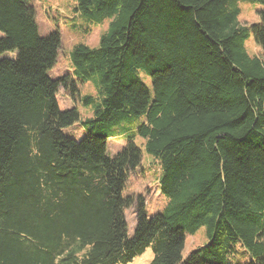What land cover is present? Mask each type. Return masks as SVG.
<instances>
[{
	"label": "trees",
	"instance_id": "1",
	"mask_svg": "<svg viewBox=\"0 0 264 264\" xmlns=\"http://www.w3.org/2000/svg\"><path fill=\"white\" fill-rule=\"evenodd\" d=\"M75 11L108 30L52 79L60 33H39L33 0H0V264H128L148 248L149 264H234L242 250L264 264V56L244 47L252 36L264 51V10L250 25L237 0H77ZM88 82L96 94H79ZM60 88L92 108L81 141L63 132L81 114L60 108ZM140 115L168 202L149 218L139 198L129 235L123 190L142 149L130 137L111 158L107 134ZM203 226L208 242L184 259Z\"/></svg>",
	"mask_w": 264,
	"mask_h": 264
},
{
	"label": "rangeland",
	"instance_id": "2",
	"mask_svg": "<svg viewBox=\"0 0 264 264\" xmlns=\"http://www.w3.org/2000/svg\"><path fill=\"white\" fill-rule=\"evenodd\" d=\"M36 8V18L39 26V33L44 37L57 31L61 35V47L55 66L49 70L48 76L52 79H59L66 74L72 73V61L70 52L78 43H84L90 47H98L101 36L108 30L110 21L102 25L88 24L84 17L79 16L75 11L77 0H33ZM240 8L238 17L241 25H250L261 21L260 12L264 6L249 0H237ZM81 29H87L83 33ZM3 36L0 31V38ZM246 51L251 56H264V51L259 47L251 36L244 42ZM16 53H6L4 57L14 58ZM145 84L152 89V81L145 71H140ZM81 95L92 94L96 91L92 82L80 85ZM57 99L62 110L77 107L81 120L63 130L64 134L81 141L88 129L82 121L92 116V108L82 105L78 96H71L63 88H60ZM145 121V116H131L125 118L108 132L107 155L111 158L116 156L127 144L128 138L132 137L135 143L141 147L143 159L141 166L129 174L124 187L123 194L133 198V205L126 210L129 235H133L136 226V212L138 200L142 198L146 204V212L149 218L164 211L168 198L161 192L159 180L161 167L156 159L145 150V139L137 134L138 126ZM208 242L206 227L199 228L194 233H187L185 247L182 256L185 259L193 250ZM153 258L152 248H148L142 255L137 256L128 264H149ZM250 257L242 250L231 262L234 264H247Z\"/></svg>",
	"mask_w": 264,
	"mask_h": 264
}]
</instances>
